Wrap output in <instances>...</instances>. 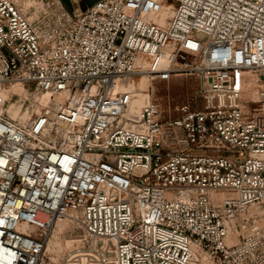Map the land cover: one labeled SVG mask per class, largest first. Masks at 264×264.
Returning a JSON list of instances; mask_svg holds the SVG:
<instances>
[{
    "label": "built area",
    "instance_id": "built-area-1",
    "mask_svg": "<svg viewBox=\"0 0 264 264\" xmlns=\"http://www.w3.org/2000/svg\"><path fill=\"white\" fill-rule=\"evenodd\" d=\"M29 1L0 0V264H39L60 217L83 230L74 264H264V125L242 101L264 0ZM188 76L186 102L153 97ZM15 81L49 96L24 121Z\"/></svg>",
    "mask_w": 264,
    "mask_h": 264
},
{
    "label": "rangeland",
    "instance_id": "rangeland-1",
    "mask_svg": "<svg viewBox=\"0 0 264 264\" xmlns=\"http://www.w3.org/2000/svg\"><path fill=\"white\" fill-rule=\"evenodd\" d=\"M44 8H47L48 11L51 9L48 7L46 0L44 1ZM197 86L198 79L196 77H179L170 82L157 83L153 97L164 106L168 107L171 105L173 108L194 96ZM262 88H264V85H260L255 89L250 85L247 86L244 90L242 101L250 115L257 118L264 125V95L260 93ZM39 97L41 100L42 96ZM39 97L28 86H25L24 90L17 88L14 91L12 88L7 97L6 113L9 117L16 120H27L39 111L41 107ZM11 103L16 104V108L19 109V116L15 117L9 111ZM24 116L25 118H23ZM82 238V228L71 217H61L48 233L47 245L39 264H74L75 256L78 255L81 259L84 257V253H82Z\"/></svg>",
    "mask_w": 264,
    "mask_h": 264
},
{
    "label": "bare ground",
    "instance_id": "bare-ground-1",
    "mask_svg": "<svg viewBox=\"0 0 264 264\" xmlns=\"http://www.w3.org/2000/svg\"><path fill=\"white\" fill-rule=\"evenodd\" d=\"M32 5H33V1L30 0L27 3V7H31ZM252 77H254V75ZM249 85L252 86L255 89L256 87H259L261 85V83H259V84L258 83H251ZM249 85H247V86H249ZM24 87L25 86L22 83H20L19 81H15V82L12 83V85H9L4 90H2V96L5 99V101L7 102L8 93L10 92V90L12 88L15 91V89H17V88L21 89V90H24ZM131 88L135 91L136 97L132 101V103H131V105H130L127 113H126L128 118H133L134 115H139L140 112H141L142 107L146 103L149 102V98H150V93H149V91H148V89H147V87H146V85L144 83H141V82L136 80V81L131 83ZM48 99H49L48 95L42 96L41 100H40V97H39L40 104L41 105L42 104H46ZM9 111L13 114V116H15V117L19 116V109L16 108V104L15 103H11L10 104ZM23 118H25V116ZM59 219H57V220H59Z\"/></svg>",
    "mask_w": 264,
    "mask_h": 264
},
{
    "label": "crops",
    "instance_id": "crops-1",
    "mask_svg": "<svg viewBox=\"0 0 264 264\" xmlns=\"http://www.w3.org/2000/svg\"><path fill=\"white\" fill-rule=\"evenodd\" d=\"M63 3L70 9L77 7H86L91 6L96 3L98 0H62Z\"/></svg>",
    "mask_w": 264,
    "mask_h": 264
},
{
    "label": "water",
    "instance_id": "water-1",
    "mask_svg": "<svg viewBox=\"0 0 264 264\" xmlns=\"http://www.w3.org/2000/svg\"><path fill=\"white\" fill-rule=\"evenodd\" d=\"M85 8V7H84Z\"/></svg>",
    "mask_w": 264,
    "mask_h": 264
}]
</instances>
